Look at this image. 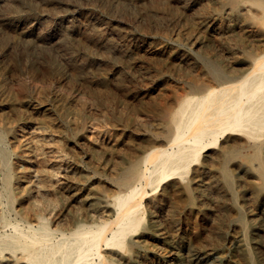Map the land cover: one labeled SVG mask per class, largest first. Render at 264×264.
<instances>
[{"label":"bare ground","instance_id":"1","mask_svg":"<svg viewBox=\"0 0 264 264\" xmlns=\"http://www.w3.org/2000/svg\"><path fill=\"white\" fill-rule=\"evenodd\" d=\"M96 2L0 12V264H264V0Z\"/></svg>","mask_w":264,"mask_h":264},{"label":"rangeland","instance_id":"2","mask_svg":"<svg viewBox=\"0 0 264 264\" xmlns=\"http://www.w3.org/2000/svg\"><path fill=\"white\" fill-rule=\"evenodd\" d=\"M9 6L5 7V9L0 8V12L9 17L13 15V17L18 20L17 25L19 23L20 25L23 24L24 20L29 17L41 16L48 25H52L58 15L73 11H79L86 14H98L97 16L101 18L105 16L104 12L96 7V0H20ZM92 6L93 8H91ZM13 9L15 10L14 12ZM0 19H6V17L2 16ZM126 19L131 20V17L127 15ZM0 28V42L5 40L7 42L6 45L10 44L7 48L5 47L6 45H0L2 49L6 48L4 51H0V61L6 63L8 67H10L11 72H16V65H18L17 68H25L26 63H28V65L33 64L34 67L37 68L39 74H43L47 77L46 60L51 58L61 59L60 55H56L53 53V50H50L49 48H47V51L42 50L39 47L41 42H38L34 36H29V38L18 37V39L14 37L21 31L20 28L14 26H4L3 28ZM111 38L113 40L117 39L114 35H112ZM14 39L16 40V47L11 48ZM69 48L78 53L83 52L81 47L76 44L69 45ZM243 153L244 152H239L237 154L235 160L231 163L230 168L235 167L236 164H246V159L243 156ZM234 174H236V171H234Z\"/></svg>","mask_w":264,"mask_h":264}]
</instances>
